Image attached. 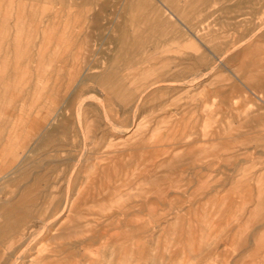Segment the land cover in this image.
<instances>
[{"label": "rangeland", "instance_id": "rangeland-1", "mask_svg": "<svg viewBox=\"0 0 264 264\" xmlns=\"http://www.w3.org/2000/svg\"><path fill=\"white\" fill-rule=\"evenodd\" d=\"M0 264H264V0H0Z\"/></svg>", "mask_w": 264, "mask_h": 264}, {"label": "bare ground", "instance_id": "bare-ground-1", "mask_svg": "<svg viewBox=\"0 0 264 264\" xmlns=\"http://www.w3.org/2000/svg\"><path fill=\"white\" fill-rule=\"evenodd\" d=\"M28 51V50H27ZM197 80V79H196ZM159 85V84H158ZM158 85H156V86H158ZM172 85V84H171ZM191 85H192V83H191ZM147 91H148V89H147ZM84 102V101H83ZM101 104V103H100ZM104 104V103H103ZM81 105V104H80ZM103 106V105H102ZM79 108H80V106H79ZM104 108V107H103ZM81 115V114H80ZM81 117V116H80ZM80 128V127H79ZM117 130V129H116ZM122 131V130H121ZM65 208V207H64Z\"/></svg>", "mask_w": 264, "mask_h": 264}]
</instances>
